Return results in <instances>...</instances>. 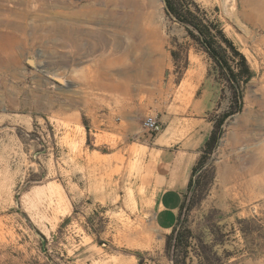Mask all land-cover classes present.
<instances>
[{
    "label": "rangeland",
    "instance_id": "374dc122",
    "mask_svg": "<svg viewBox=\"0 0 264 264\" xmlns=\"http://www.w3.org/2000/svg\"><path fill=\"white\" fill-rule=\"evenodd\" d=\"M97 1L122 22L76 23L86 0H0V264H264V0H170L180 17L189 10L219 27L244 56L250 78L238 82L164 0ZM76 24L85 34L49 30ZM132 27L150 59L144 79L129 52ZM225 50L234 67L240 59ZM157 98L211 126L160 247L144 209L163 127L146 138L130 120L160 113Z\"/></svg>",
    "mask_w": 264,
    "mask_h": 264
},
{
    "label": "crops",
    "instance_id": "0c3cea01",
    "mask_svg": "<svg viewBox=\"0 0 264 264\" xmlns=\"http://www.w3.org/2000/svg\"><path fill=\"white\" fill-rule=\"evenodd\" d=\"M134 71L139 76L138 71L136 69ZM157 94L162 95L159 91ZM153 102L152 109L160 112L156 113V116L162 124L163 134L156 140L157 144L152 148L154 151L151 153L150 158L152 164L148 186L149 192L146 196L147 205L144 212L151 219L152 230L156 234L155 244L160 247L163 239L172 232L176 225L183 194L187 190L198 149L207 139L211 126L204 119V114L201 115L202 118L200 116L197 119L186 118L180 114L170 113L168 105L161 103L158 98ZM205 102L204 98L197 100L196 109L198 112L206 110ZM146 104L147 109L150 110L148 103ZM146 104L143 103V105ZM157 105L161 107L157 108ZM125 113L127 114V110L124 112V117ZM143 116L144 114L139 116V118L134 115L131 117L130 120L135 121V125L132 127L134 132L140 133L141 123L139 122ZM136 118L138 122H136ZM192 120L200 122L196 124ZM190 125H192V129L189 127ZM182 129L188 130L187 134L184 137H179L174 130L182 131ZM145 134L146 138H149L146 132ZM228 170L230 174V168L224 169L223 172L220 169L219 180L221 184H226ZM123 264L137 263L127 260Z\"/></svg>",
    "mask_w": 264,
    "mask_h": 264
},
{
    "label": "trees",
    "instance_id": "16d2710c",
    "mask_svg": "<svg viewBox=\"0 0 264 264\" xmlns=\"http://www.w3.org/2000/svg\"><path fill=\"white\" fill-rule=\"evenodd\" d=\"M164 2L166 3V9L168 13L172 14L176 18H179L180 22L183 23V25L186 27L188 34L192 38L198 40L203 50L212 59L214 64H216L221 69L222 72H225L227 74V78L229 80H231V78L235 80L237 77L239 78L241 77L243 78L242 81H247L250 78V70L247 66L244 56L236 50L232 42L228 41L227 39H224V35L221 29H219V27L211 24L210 25L205 24L201 19H198L197 16H195L193 12L189 10H187V15H183L182 17H180L176 12V10L172 7L170 0H164ZM218 37L223 39L224 42H226V47L223 48L217 42ZM225 49L230 50L232 52L231 56L233 58L238 57L240 59V61L237 62V64H235L234 67L230 65L228 59H226ZM220 51L223 54L220 53ZM235 82L238 81L235 80ZM233 113H234L233 108L230 107V110L227 111L220 120L215 122V127L216 128L220 127L223 120ZM214 140L215 137L211 134L210 138L205 143V147L208 148V151L212 149V143L214 142ZM194 172H195V166L192 168L191 173ZM190 185H191V177L188 182L187 189H189ZM174 231L175 230L173 229L170 235L168 236L169 238L174 234Z\"/></svg>",
    "mask_w": 264,
    "mask_h": 264
},
{
    "label": "bare ground",
    "instance_id": "6f19581e",
    "mask_svg": "<svg viewBox=\"0 0 264 264\" xmlns=\"http://www.w3.org/2000/svg\"><path fill=\"white\" fill-rule=\"evenodd\" d=\"M37 1H41V0H37ZM86 1H87V4L81 5L78 8V10H76L75 12H73V14L71 15V16H74L75 17L76 23H82V24H84V23H98V24H102V23H105L106 21H108V22L114 23V25L117 26L119 23L122 22L123 16H120L119 13L117 12V10H115L114 7H111L108 4H101L97 0H96V3H93L91 0H86ZM96 5H98V6H96ZM50 6H52V8H53L54 5L51 4ZM34 15H36V14H34ZM27 16H29V15L23 13L21 17L22 18H26ZM125 19L128 20L130 18L129 17H126ZM134 21L135 20L132 19L131 20V23H133ZM13 24H14L13 25L14 28H20V27L23 28V26L21 24H17V23H13ZM49 30L50 31H52V30L53 31L59 30L58 32H60V30H61L62 32H65L64 35L66 37H68V38H69V34H71V32H73V33H75L77 35H83V34H85V32H83V28H81L80 24H76L75 27H71V28L68 27V26H66V25L64 27L63 26H54L53 25V26L49 27ZM89 32L90 31L87 30L86 33H89ZM148 34L149 33L146 32V35H148ZM129 38L132 41V43L129 45V52L133 56V64H134L133 67H134V70L136 69L138 71V73H139V76L142 79H144V76L148 72H150L149 71L150 59H149V56H148V54L146 52L147 50L144 48V44L141 43V39H140L141 38V35H138V28L137 27H132L130 29V31H129ZM147 38H148V36H145L142 39V42L144 43ZM70 40H71V42L73 44L77 45L76 39H72V36L70 37ZM138 52H139V55H138Z\"/></svg>",
    "mask_w": 264,
    "mask_h": 264
},
{
    "label": "built area",
    "instance_id": "2783aa9c",
    "mask_svg": "<svg viewBox=\"0 0 264 264\" xmlns=\"http://www.w3.org/2000/svg\"><path fill=\"white\" fill-rule=\"evenodd\" d=\"M142 129L147 133L149 138L155 137L161 132L162 124L156 115L148 114L142 120Z\"/></svg>",
    "mask_w": 264,
    "mask_h": 264
}]
</instances>
